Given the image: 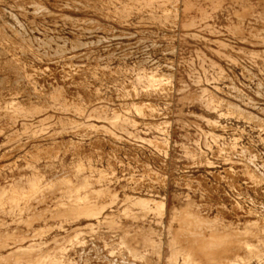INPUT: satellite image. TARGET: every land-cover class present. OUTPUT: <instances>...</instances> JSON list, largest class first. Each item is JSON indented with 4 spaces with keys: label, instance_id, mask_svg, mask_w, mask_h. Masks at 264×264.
Instances as JSON below:
<instances>
[{
    "label": "rangeland",
    "instance_id": "374dc122",
    "mask_svg": "<svg viewBox=\"0 0 264 264\" xmlns=\"http://www.w3.org/2000/svg\"><path fill=\"white\" fill-rule=\"evenodd\" d=\"M261 12L264 0H0V231L24 234L0 257L183 264L169 215L188 201L219 227L264 230ZM61 178L78 206L104 199L107 218L93 204L51 217L64 190L26 207L30 180ZM137 232L150 241L135 253ZM253 243L248 263L264 264Z\"/></svg>",
    "mask_w": 264,
    "mask_h": 264
},
{
    "label": "bare ground",
    "instance_id": "6f19581e",
    "mask_svg": "<svg viewBox=\"0 0 264 264\" xmlns=\"http://www.w3.org/2000/svg\"><path fill=\"white\" fill-rule=\"evenodd\" d=\"M258 20L264 26V12H261L258 15ZM194 96H192V97H194ZM248 178L254 180V176L252 177L251 174L248 175ZM256 180H257V178H256ZM34 183H35L34 180H30V182L28 183V186L31 187V189H33V190L29 196L27 195L29 197V199L26 202V205H28L26 207H29L31 202H33V201H40L45 196L46 193L48 194V193H50L52 191H56V190H59V191L64 190L62 197H64V196L70 197L71 196L72 198L68 199V201L70 200L69 203H67L66 205L63 204L64 205L63 207H58V208H55V209L49 210V211L48 210H38L33 214L32 218H40L44 213H46L48 211L50 213L51 217L60 218V219H64L67 221L70 219L69 221H71L72 219H75L79 216L84 215V212H83L81 206L82 205H89V204H93V205L97 206L96 210L93 209L92 213H98V215H99L98 217H100V218H107V215L110 214V213L104 214L105 213L104 212L105 203H104V199H102V198L96 200V202H94V203L87 200V201H84L80 206H78L80 202L76 199V196H75L76 194L74 195V193L69 194L66 192V189L64 187L65 182H64V180H62V178L57 180L56 182H52L54 184L53 185L51 184L52 185L51 187H46V188L42 187V189L35 187ZM49 184H50V182H49ZM22 185L23 184L19 183L18 181L13 183L12 187L14 189H12L10 197H14V200L12 198H8V200L10 202H12V203L16 202L17 199H16L15 195L18 194V191L20 192V190L23 189ZM2 189H3V186L0 185V196L5 193L2 191ZM22 196H23V194H22ZM96 196L99 197V196H101V194L98 192V193H96ZM115 197H116V195L113 194V196L111 197V200L115 201L116 200ZM127 200H130V198L125 197L123 199V201H127ZM131 201L133 203H137V201H133V198H132V200H130V202ZM60 202H61V198L59 200V204H60ZM188 205H189L188 207L187 206L183 207L182 210L180 208V211H177V212L172 211V214L170 213L171 215H169V216H171L170 217L171 222L173 220L176 221V223H175L176 226L173 227L174 231H172L173 234H171L172 235L171 245H170L172 247V249H171L172 251L170 252L171 253L170 260H172L171 262L176 261L177 256H181L183 264H235V259L237 257L241 256L244 259L245 264H249L248 260H250V257H256L259 255V251L256 248L255 249L257 251L256 250L254 251L250 247L255 245L253 243L254 240L264 241V230H262L260 227H258V228H244L241 233H238V231L235 229L231 230L230 228H227V227H225V228L219 227L216 224L212 223V221H210L211 218L204 216L202 214V212L200 211V209H198L197 207H194L192 205L191 201H188ZM6 210H8V209H6ZM23 214H25V213L23 212ZM0 219H2V217H0ZM12 221H15V220H12ZM170 221H169V224L171 223ZM8 224H10V223H7L6 225H8ZM2 229H4V228H2ZM41 229H42V227H41ZM24 233H26V232H24ZM23 235L21 234V235L15 236L14 234H12V232L8 233V231H6V230L0 231V247L5 246L7 239H12V240L16 241V240L23 239L24 238ZM148 240L149 239H147L141 232H137V233H134V235H132L129 238L125 237L124 243L126 244V247L129 249V251L135 252L139 247H141L140 245L143 246L144 244H147L150 241V240L149 241ZM58 241H59V238H58ZM169 241H170V239H169ZM151 243L153 244V242H151ZM52 249H53V247H52ZM59 249L60 248H58V250ZM58 252L56 251V253H58ZM59 253H61V252H59ZM42 255H43V253H39L36 256H33L32 254H29V252L14 251L7 256H4V257L1 256L0 257V264H46V263L54 264V263H56V261L54 259H53L54 261L51 259L49 262H46L48 259L45 258L44 256H43L44 257L43 258ZM44 259H47V260L45 261ZM57 261H58L57 264H59V260H57ZM60 264H62V263H60Z\"/></svg>",
    "mask_w": 264,
    "mask_h": 264
}]
</instances>
